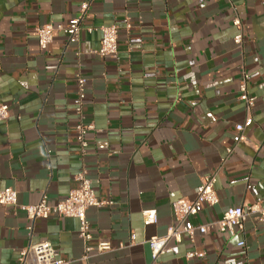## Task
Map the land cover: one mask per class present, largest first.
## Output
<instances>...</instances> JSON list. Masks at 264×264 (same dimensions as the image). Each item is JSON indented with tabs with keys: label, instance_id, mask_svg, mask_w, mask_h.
<instances>
[{
	"label": "crops",
	"instance_id": "obj_1",
	"mask_svg": "<svg viewBox=\"0 0 264 264\" xmlns=\"http://www.w3.org/2000/svg\"><path fill=\"white\" fill-rule=\"evenodd\" d=\"M83 2L78 41L55 32L39 49L36 29L68 25ZM110 25L118 27L116 59L97 54L99 28ZM243 72L255 103L242 131L248 143L235 144ZM76 75L87 81L83 122L93 125L84 156ZM0 103L9 107L0 122V190L17 194V206H0V264H18L20 250L41 241L69 264H264V228L253 217L234 236L211 227L170 240L155 261L146 244L166 235L171 203L193 200L207 175H215L218 203L203 206L193 225L230 207L264 205V0H0ZM82 168L95 196L111 202L87 210V242L73 218L31 221L19 209L42 196L48 205L65 199ZM147 209L157 222L145 226ZM100 241L111 250L97 253ZM188 252L203 256L186 259Z\"/></svg>",
	"mask_w": 264,
	"mask_h": 264
},
{
	"label": "built area",
	"instance_id": "obj_2",
	"mask_svg": "<svg viewBox=\"0 0 264 264\" xmlns=\"http://www.w3.org/2000/svg\"><path fill=\"white\" fill-rule=\"evenodd\" d=\"M89 3L83 2L80 5L79 13L74 16L68 25L53 26L46 24L36 29V39L39 49H45L52 42L55 32H61L66 35L70 41L77 42L80 33V23L83 15L88 10ZM125 27H130L129 23L124 21ZM232 24L239 29L234 36L233 42L236 46L242 44L241 23L238 19H234ZM92 29H88L90 32ZM101 38L97 54L103 58L116 59L118 56L117 35L118 27L116 25L102 26L99 28ZM77 96L74 102V111L78 122L75 126L76 140L82 156L86 154L88 142L86 135L93 130L91 123L83 122L82 106L85 98L86 79L81 75H76ZM248 75L243 72L238 85V100L242 103L245 111V119L243 123L235 125L236 135L233 138L235 144L240 142L248 143L246 138L242 136V131L252 123L251 110L254 107L255 98L248 93L247 87ZM9 117V107L0 103V122L6 121ZM231 148L226 150L230 154ZM77 187L71 190L67 197L53 205L46 203L45 196L33 205H21L19 209L26 216L34 221L35 219H47L50 216L73 218L78 222L77 236L82 242L90 240V224L86 217L89 208H101L110 205L111 202L99 200L92 189V181L87 176V171L82 168L74 177ZM215 175H207L201 178L200 184L195 189V198L193 200L178 199L171 203V212L173 216L172 224L168 227L167 233L162 237H151L146 241L150 250L151 259L155 261L159 256L169 253L171 249L168 242L174 240L180 242L182 236L189 238L198 234H206L211 227H215L220 233H227L234 236L236 233L244 231V222L248 217H253L264 228V205L261 200H256L252 205L241 207H230L226 209L221 218L207 225L195 226L190 218L196 216L203 206H215L218 203V196L215 188ZM0 206L15 207L17 206V194L12 188L0 190ZM142 220L145 226L155 224L157 222V212L155 209L143 210ZM31 230V227L28 228ZM134 241V236L130 237ZM239 246H243L241 241ZM91 250L86 248V251ZM111 250V245L107 241H100L95 247L97 253H103ZM202 253L188 252L185 254L186 259L200 258ZM18 264H69V262L55 257L54 250L50 242L41 241L29 244L20 250Z\"/></svg>",
	"mask_w": 264,
	"mask_h": 264
}]
</instances>
